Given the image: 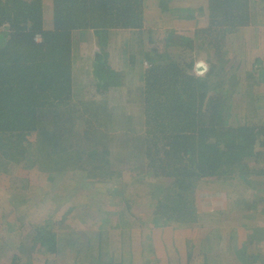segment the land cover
Masks as SVG:
<instances>
[{"label": "trees", "instance_id": "trees-1", "mask_svg": "<svg viewBox=\"0 0 264 264\" xmlns=\"http://www.w3.org/2000/svg\"><path fill=\"white\" fill-rule=\"evenodd\" d=\"M144 2L52 0L48 27L44 0H0V164L4 172L29 158L48 182L47 194L60 190L63 202H68L71 195H63L64 187L86 189L83 201L68 203L65 211L78 225L94 219L98 223L107 204L117 214L113 219L105 217L106 225L102 220L97 229H70L82 236L74 243L77 248L73 245L79 261L84 255L82 260L89 262V255L96 264H122L119 250L128 230L120 221L123 213L113 209L122 206L114 196L120 191L112 187V195L102 192L126 171L155 179L149 215H139L143 203L124 204L137 219L136 229L151 234L168 226H195L201 218L196 193L213 179L264 178V120L249 114L239 120L231 113L240 81L230 45L235 37H243L244 27L264 26V0H207L206 25L187 33L168 31L161 52L156 46L142 45L147 66L136 86L126 85L117 73L109 82L104 80L109 68L120 73L111 60L108 66L96 62L98 79L74 81L75 31H93L98 48L94 57L100 61L111 45L117 52L126 49L114 43L115 30L143 28ZM135 32L140 42L142 33ZM107 84L108 97L97 99L94 95ZM253 86L247 85L248 97H253ZM29 148L34 151L30 157ZM244 203L243 226L250 242L252 233L264 232L257 220L264 205ZM56 223L30 234L31 246L44 253L45 264L56 262L51 257L58 252ZM198 242L187 252L186 264H192L199 252L206 260L211 258L208 251L204 254L208 243ZM0 243V264H20L22 257L17 251L9 252L1 235ZM25 263L33 264L32 257ZM226 264H264V255L258 250L251 254L235 250Z\"/></svg>", "mask_w": 264, "mask_h": 264}, {"label": "crops", "instance_id": "crops-1", "mask_svg": "<svg viewBox=\"0 0 264 264\" xmlns=\"http://www.w3.org/2000/svg\"><path fill=\"white\" fill-rule=\"evenodd\" d=\"M144 3V24L141 30H134V32L131 31V29L115 30V36L118 35V37H122L120 46L125 48L128 42L131 44L132 41H136L139 34L135 31L142 33V41L146 47H155L157 44L161 46L165 45L168 31L175 30L180 33H187L189 30L207 24L206 13L203 10L204 6L207 4V0H145ZM128 33L134 37L129 38ZM118 37L115 40L117 43H119ZM110 57L114 69L120 71L121 69L116 67L120 63L118 55L114 56L111 54ZM143 58H145V55H143ZM123 60L126 61L125 58H123ZM18 169L19 168L14 167L11 171L8 170L4 172V196H0V199L3 200L1 202L2 204L0 203V222L4 219V228H1L0 232H4L0 233V235L4 238L9 252L12 250L17 251L22 257L19 258L20 264H26L25 262L30 260L31 257L33 264H45L44 253L35 251L33 244L31 246L32 239L30 234L34 229L38 230L37 228L40 226L43 227L47 225L48 227L51 222L58 221V223H56V226L58 224V227H56L58 234V252L51 257L56 259L55 264H62V256L64 253L70 255L76 254V249L73 245L74 243L78 244V242L82 240V236L78 238V235L74 233L78 229H85L88 225V221L86 223L84 221L82 225H78V222L72 218L73 215L71 212L65 213L69 207L68 203L73 204L71 198L68 202H63V209H60L53 217L44 216L41 211H39V204L42 200H46L48 196H50V199H54L53 194L55 192H52V194L46 193L45 196L39 195L41 197H37V195L34 194L35 189H40L39 186L42 185V183L37 181V179H28L24 177L20 178L22 183L17 182L19 178H17L16 175L14 176V174H16V170ZM250 180H255V183L259 184L258 187L252 186L251 183L249 185L244 184L248 183ZM221 181L224 180L213 179L211 183L206 185L209 189L203 188L196 193V202L201 218L195 226L191 228L168 226L157 229V235L156 237L154 236V247L149 250L147 245L145 246L144 252H142L144 246L143 248L139 246L135 251L134 248L129 250V264H131V262L132 264H161L162 257L164 256L166 257L165 264H173L172 259L169 258L168 247L172 253L178 255V246L181 248L182 252L183 249H185V252H188L193 243L200 244L198 241L204 240L208 242L209 239L211 240V244L210 242L208 243L205 253L208 251L211 254L210 256L213 257L215 254L214 251L217 250L222 254L223 244H221V242L227 240L228 243H230L228 248L231 247L229 249L227 248L225 256H227V259L231 260V254L235 250H242V244H247L248 242L244 233L245 227L243 226L245 220L242 218L244 212L243 208L245 206L244 202H249L251 204V202L256 201L258 207L264 205V178L255 177V179L250 178L244 180L236 177L233 180H226L225 187L221 186ZM29 184L30 190L35 188L32 192L28 189ZM47 185L48 182L44 181L43 186L45 187ZM26 186L27 189H25ZM77 200L81 203L83 201L82 196H78ZM27 210L31 211V213ZM26 214L33 215L28 217ZM8 216L11 217L8 218ZM34 217H36V219ZM30 218L33 221L35 220L30 226L32 230H29L28 234L27 232L23 233V239L19 238L16 240V233L26 229L28 222L26 223L25 221ZM258 219L259 222L260 220L264 222V212H259L257 214V220ZM62 222L67 223V227L62 226ZM71 223L79 227L77 228L75 225H71ZM69 226L75 227L77 230L72 234V231H68ZM221 226L223 227L221 228ZM136 241L138 242L137 239ZM33 242L36 243L35 240ZM20 247L23 250H21ZM36 253H38V256L35 258ZM261 253L264 255L263 249ZM198 260L199 258L196 257L193 264H197ZM216 263L217 261L214 264Z\"/></svg>", "mask_w": 264, "mask_h": 264}, {"label": "rangeland", "instance_id": "rangeland-1", "mask_svg": "<svg viewBox=\"0 0 264 264\" xmlns=\"http://www.w3.org/2000/svg\"><path fill=\"white\" fill-rule=\"evenodd\" d=\"M52 0H44V16H45V24L46 26H51L52 24V18H51V13H52ZM256 27V26H254ZM259 28V27H257ZM244 29V35L243 37H236L233 39L234 42H231V49L232 53L234 55V62H238V78H239V85L234 89V97H233V108H231V113L233 114L234 118H237L239 120H243L244 117L246 116L245 114H249L250 116H255L256 119L258 120H264V26H261L259 30L253 29V25H249L243 28ZM129 38H133L134 36L128 33ZM79 38V39H78ZM137 38V37H136ZM95 39V43H94ZM122 40V37H118V42H114L115 44H120ZM142 42V43H140ZM139 42V39L137 38L136 41H132L131 44L129 42L126 44L127 47L126 49L118 52L115 51L114 45L110 47L109 51L105 52L104 55H102L100 61H97L94 56H98L97 53V45H96V38L93 35V31L91 30H85V31H75L74 33V38H73V48H74V81L81 82L82 79L90 78L91 79H98L99 75L97 72H99V69L97 68V63L101 65H106L108 66V62L111 60L110 55L113 54L114 56L118 55V60L119 64L116 66L117 68L121 69L118 73L117 71L109 68L108 72L106 71L103 73L102 77L105 78L104 80L106 82H109L112 75L114 73H117L119 77H122L124 79V82L128 86H136V84H140L142 74L144 72L145 66H147L146 63V58H143V52L144 49H142V45L144 44L141 40ZM140 43V44H139ZM160 43V42H159ZM152 48V47H150ZM156 48L159 52L162 51V47L160 44L156 45ZM101 52V51H100ZM142 53V54H141ZM123 58L126 59V61L123 60ZM112 63V62H111ZM199 65H203V61H199ZM202 72V70H201ZM249 76H251L253 79L251 82L248 80ZM82 78V79H81ZM96 83V81H94ZM253 82V83H252ZM253 84L254 86L252 89H255L253 93V97H248L246 93V88L247 85ZM108 84L105 85L104 89L99 90V94H95L97 99L101 98H106L108 97ZM240 88V90H239ZM102 93H101V92ZM254 94H256L257 99L255 97L254 99ZM250 105V108L249 106ZM127 110V109H126ZM251 112V113H250ZM256 112V113H253ZM34 136L31 137L32 140H34ZM30 154L29 157L31 156L33 151V148L30 149ZM2 157V156H1ZM29 158L20 162V164L17 166L19 168L16 170V175L19 180L17 182L22 183L20 181V178H28V179H37V181H40L42 185L39 186L38 188H34L35 192L34 194L37 195V197H41L39 195H44L46 194V188L43 186L44 178H42L39 170L37 167H33L30 164ZM10 166V165H9ZM6 172V171H5ZM15 173V172H14ZM11 174V173H10ZM13 176V177H14ZM255 179V177H252ZM228 180H233V179H228ZM225 181H221L220 184L222 187H225ZM72 182V181H71ZM155 182V179L150 176V174L146 173H138L135 171H126L124 173V176L122 178H118L117 182H115L114 186L112 184L111 187H108L105 192H102L104 196L106 195H112L111 188H115L119 190V194H116L114 196H118L120 199V202L122 206L119 205H113V209L119 210L120 212L123 213V216H120V221L121 224H125L128 230L127 232L124 233L122 236V249L120 248L119 253L121 254V262L122 264H129V257L130 253L129 250H132L134 248V251L137 250L140 246V241L144 240V243L142 244V252L145 250V246L148 245L149 250L154 247V236L156 237L157 233L154 232L153 234L148 233V230H137L136 229V220L135 217L128 211L127 207H125L124 204H127L129 201L130 202H135L137 205L143 203L146 206L144 209L139 213L140 216L146 217L149 215V209L151 204V195H150V186L153 185ZM69 183V182H68ZM209 183V179H207V184ZM252 184V186L258 187V183H255V180H250L248 183L244 184ZM21 186V185H20ZM30 184L28 185V189L30 192H32L34 189L30 190L29 188ZM27 189V186L25 187ZM204 189H209L208 187H204ZM62 190V189H61ZM76 190L77 194L74 193L73 191ZM86 189L81 188H73L71 185L68 188L64 187L63 195L66 197L69 194L71 195V199L73 201L74 205L80 204V202L77 200L78 196L80 197L82 193H84ZM26 191V190H25ZM21 192V191H20ZM61 192L60 190L55 192L53 195L54 199H50V196H46L47 199L42 200L39 204V211L44 216H51L53 217L54 214H57L60 209H63V200L61 198ZM0 196H4V167L3 164H0ZM103 197V196H102ZM45 198V197H44ZM113 199V197H112ZM250 200V199H249ZM3 200L0 199V203ZM2 204V203H1ZM116 204V203H112ZM106 208L103 210V219H101L98 223L97 221L95 222L94 220H86L85 223L88 221V225L86 226V229H97L99 224H101L103 220V225H106V219L105 217L113 219L114 214L110 212V207L105 206ZM28 211V210H27ZM31 213V211H28ZM27 212V213H28ZM73 212V211H72ZM108 212V213H107ZM1 213V212H0ZM34 214V213H33ZM33 214H26V216H32ZM75 214V212H73ZM10 215V214H9ZM1 217V215H0ZM11 216H8V218ZM33 218V217H31ZM27 219L25 222L27 223L26 229L24 231L16 233V240L19 238L24 237L23 233L28 234L29 230H32V227L30 229L31 224L35 222L32 219ZM36 219V217H34ZM46 218V217H45ZM137 218V217H136ZM74 219V218H73ZM98 219V218H97ZM25 220V218H24ZM73 221V220H72ZM259 222V219H258ZM67 223L62 222V226L67 227ZM71 225H75L71 223ZM260 225L264 227V222L260 220ZM77 228L78 226L75 225ZM223 226H221L222 228ZM245 227V226H244ZM1 228H4V219L3 221L0 222V230ZM72 227L69 226V230ZM71 231V230H70ZM4 231L0 232L3 233ZM147 233V234H145ZM244 233L246 235V238L248 239V231L246 228H244ZM75 235H78V232L74 233ZM145 234L144 238L138 237L139 235ZM252 240L250 242H247V244H242L243 247V253L245 254H251L252 252L254 253L255 251H261L263 249L264 251V232H261V234L254 232L252 233ZM20 236V237H19ZM133 236V238H132ZM137 237V238H136ZM138 240V242L136 241ZM220 240V239H219ZM209 243V242H207ZM153 244V245H152ZM223 244V248H227L230 243H228L227 240L224 242H221ZM2 244L0 243V246ZM178 246V245H177ZM4 249H6V246H4ZM21 250H23L20 247ZM86 249V248H85ZM168 253H169V258L172 259L173 264H184L188 263L189 259L187 257V251L185 252V249H183V252L181 248L178 246V252L180 253L179 255H175L170 251V248H167ZM206 251V250H205ZM84 254H87L86 250H83ZM215 254L213 257L208 258H203L200 254L197 255V258H199L197 264H214L216 261V264H226V261L228 260L227 257L225 256L226 251H223L222 254L218 252L217 250L214 251ZM219 253V255L217 254ZM205 254V252H204ZM84 255H82L83 259ZM89 262L85 260H80L79 261V255L77 256L76 254L70 255L68 253H64L62 256V264H74L78 263L79 264H96V262H93V258H91L89 255L87 256ZM97 258V255L95 256V259ZM180 258V261H179ZM169 260V259H168ZM196 260V257L190 261V263L193 264V262ZM166 263V257H162V262L161 264ZM168 263V262H167ZM132 264V262H131ZM169 264V263H168Z\"/></svg>", "mask_w": 264, "mask_h": 264}, {"label": "built area", "instance_id": "built-area-1", "mask_svg": "<svg viewBox=\"0 0 264 264\" xmlns=\"http://www.w3.org/2000/svg\"><path fill=\"white\" fill-rule=\"evenodd\" d=\"M35 39H36L37 41H40V40H41V36H40V35H37Z\"/></svg>", "mask_w": 264, "mask_h": 264}, {"label": "clouds", "instance_id": "clouds-1", "mask_svg": "<svg viewBox=\"0 0 264 264\" xmlns=\"http://www.w3.org/2000/svg\"><path fill=\"white\" fill-rule=\"evenodd\" d=\"M143 243H144V241H141V242H140V246H142Z\"/></svg>", "mask_w": 264, "mask_h": 264}]
</instances>
